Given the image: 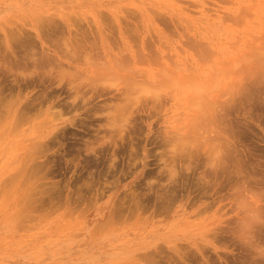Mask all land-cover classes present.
I'll return each mask as SVG.
<instances>
[{"label": "rangeland", "instance_id": "1", "mask_svg": "<svg viewBox=\"0 0 264 264\" xmlns=\"http://www.w3.org/2000/svg\"><path fill=\"white\" fill-rule=\"evenodd\" d=\"M0 69V264H264V0H0Z\"/></svg>", "mask_w": 264, "mask_h": 264}, {"label": "bare ground", "instance_id": "2", "mask_svg": "<svg viewBox=\"0 0 264 264\" xmlns=\"http://www.w3.org/2000/svg\"><path fill=\"white\" fill-rule=\"evenodd\" d=\"M52 22H53V21H52ZM11 32L13 33L12 30H11ZM9 34H10V33H9ZM13 34H14V33H13ZM13 36H14V35H13ZM15 36H16V35H15ZM12 38H13V37H12ZM14 38H15V37H14ZM14 38H13V39H14ZM10 39H11V37H10ZM16 39H17V38H16ZM16 39H15V40H16ZM19 39L21 40V38H19ZM27 39H28V38H27ZM11 40H12V39H11ZM11 40H10V41H11ZM22 40H23V39H22ZM22 40H21V42H22ZM28 40H29V39H28ZM25 41H26V40H25ZM18 42H19V41H17V43H18ZM22 43H23V42H22ZM25 43H26V42H25ZM33 43H35V42H33ZM14 44H15V43H14ZM23 44H24V43H23ZM28 44H30V43H28ZM12 45H13V44H12ZM15 46L17 47L18 44H17V45L15 44ZM15 46H14V47H15ZM20 46H21V45H20ZM22 46H23V45H22ZM26 46H27V45H26ZM29 46L32 47L31 45H29ZM36 46H37V45H36ZM67 46H68V45H67ZM67 46H66V48L69 47L68 50H69V49L71 50V49L73 48L72 46H74V45L71 46L72 48H70V46H68V47H67ZM12 48H13V47H12ZM74 48H76V46H75ZM22 49H23V47H22ZM26 49H27V48H26ZM30 49H31V48H30ZM76 49H78V47H77ZM76 49H74V50L72 49L74 53H75V50H76ZM7 50H8V49H7ZM13 50H14V49H13ZM17 50H18V49H17ZM23 50H24V49H23ZM28 50H29V49H28ZM32 50H33V48H32ZM34 50H35V48H34ZM34 50H33V52H34ZM40 50H41V49H40ZM44 50H45V49H44ZM5 51H6V50H5ZM14 51L16 52V48H15ZM18 51H20V50H18ZM21 51H22V50H21ZM26 51H27V50H26ZM30 51H31V50H30ZM35 51H36V50H35ZM37 51H38V50H37ZM46 51L48 52V50H46ZM46 51H45V53H43V54L49 56V55H48L49 53L47 54ZM8 52H9V51H8ZM39 52H40V51H39ZM65 52H66V53H69V51H65ZM71 52H72V51H71ZM11 53H12V52H11ZM20 53H21V52H20ZM20 53H19L18 55H20ZM24 53H25V52H24ZM41 53H42V52H41ZM59 53H60V52H59ZM16 54H17V53H16ZM25 54H26V53H25ZM3 55H4V54H3ZM6 55H8V53H7ZM6 55H5V56H6ZM10 55H11V54H10ZM10 55H8V56H10ZM13 55H14V54H13ZM13 55H12V56H13ZM31 55H32V53H31ZM31 55L28 56V57L30 58ZM33 55H34V54H33ZM35 55L37 56V53H35ZM44 55H43V57L45 58L46 56H44ZM51 55H52V54H50V56H51ZM53 55H54V54H53ZM16 56H17V55H16ZM22 56H23V55H22ZM22 56H21V57H22ZM24 56H25V55H24ZM36 56L33 57V58L31 57L32 59H31V58H30V59L33 60V59L36 58L35 60H37V58H39V57H36ZM39 56L41 57V54H39ZM13 57H14V56H13ZM13 57H12V58H13ZM55 57H56V56H55ZM1 58H3V57H1ZM8 58H9V57H8ZM10 58H11V57H10ZM10 58H9V60H10ZM18 58H19V57H18ZM22 58H23V57H22ZM26 58H27V57H26ZM41 58H42V57H41ZM41 58H40V59H41ZM44 58H43V59H44ZM14 59H16V58H14ZM14 59H11V60L13 61ZM24 59H25V58H24ZM24 59H23V60H24ZM30 59L27 58V60H30ZM45 59H46V58H45ZM49 59H50V57H49ZM49 59H48V60H49ZM52 59H53V58H51V60H52ZM55 59H57V57H56ZM55 59H54V60H55ZM25 60H26V59H25ZM25 60H24V61H25ZM41 60H42V59H41ZM46 60H47V59H46ZM51 60H49V62H51ZM54 60H53V61H54ZM57 60H58V59H57ZM57 60H55V62H56ZM17 61H18V60L14 61V62H17ZM4 62H5V61H3V63H4ZM10 62H11V61H9V63H6V65L9 64V66H10V65H11ZM32 62H33V63H36L34 60H33ZM37 62H38V61H37ZM43 62H44V61H43ZM57 62H60V61L58 60ZM3 63H2V65H5V63H4V64H3ZM18 63H19V62H18ZM22 63H23V62H22ZM25 63H26V61H25ZM25 63H23V64H25ZM53 63H54V62H53ZM29 64H30V63H29ZM38 64H39V63H38ZM44 64H45V63H43V65H44ZM47 64H48V61H47V63H46L45 66H47ZM49 64H51V63H49ZM56 64H57V63H56ZM2 65H1V67H2ZM6 65H5V67H7ZM18 65H19V64H18ZM20 65H21V63H20ZM31 65H32V64H31ZM51 65H52V64H51ZM58 65H59V64H58ZM16 66H17V65H16ZM16 66H14V67H16ZM21 66H22V65H21ZM24 66H25V65H24ZM24 66H22V67H24ZM27 66H28V65H26V67H27ZM60 66H61V65H60ZM62 66H63V62H62ZM62 66H61V68H62ZM12 67H13V66H12ZM12 67H11V68H12ZM26 67H25V68H26ZM36 67H37V63H36ZM38 67H40L39 69H41V67H44V66H42V62H41V65H39ZM38 67H37V68H38ZM50 67H51V66H50ZM52 67H53V66H52ZM56 67H57V65H56ZM70 67H71V66H70ZM110 67H112V66H110ZM25 68H24V71L26 72V70H28V69L25 70ZM29 68H30V67H29ZM31 68H33V67H31ZM63 68H64V67H63ZM2 69H3V68H2ZM7 69H8V68H7ZM20 69H21V71L19 70V71H18V74H19V72H22V71H23L22 68H20ZM42 69H43V68H42ZM56 69H58V68H56ZM56 69H55V67H54L53 70H56ZM109 69H111V68H109ZM0 70H1V69H0ZM16 70H18V69L16 68V69H15V72H17ZM32 70H36V69H31V71H32ZM45 70H47V69H45ZM49 70H50V69H49ZM59 70H60V73L64 71V69H63L62 71H61V69H59ZM1 71H2V70H1ZM6 71H7V70H6ZM36 71H38V69H37ZM36 71H35V72H36ZM57 71H58V70H56V72H57ZM75 71H76V70H75ZM3 72L5 73L4 69H3ZM9 72H10V71H9ZM9 72H8V73H9ZM15 72H14L13 74H15ZM29 72H30V71H29ZM40 72H42V71L40 70ZM40 72H39V73H40ZM44 72H45V71H44ZM47 72H49V71H47ZM6 73H7V72H6ZM8 73H7V74H8ZM22 73H24V72H22ZM22 73H20V74H22ZM26 73H27V72H26ZM36 73H38V72H36ZM39 73H38V75H39ZM49 73H50V72H49ZM49 73H48V74H49ZM51 73H52V72H51ZM58 73H59V72H58ZM58 73H57V74H58ZM18 74H17V75H18ZM20 74H19V75H20ZM32 74L34 75V73H32ZM45 74H46V73H45ZM57 74H53V75H54V76H55V75L58 76ZM62 74H63V73H62ZM8 75H9V74H8ZM22 75H24V74H22ZM27 75H30V74H27ZM36 75H37V74H36ZM38 75H37V76H38ZM43 75H44V74H42V76H43ZM59 75H60L59 77L61 78V77H62L61 74H59ZM1 76H2V75H1ZM3 76H5V75H3ZM10 76H11V74H10ZM20 76H21V75H20ZM25 76H26V75H25ZM50 76H51V75H50ZM14 77H16V76H14ZM14 77H13V78H14ZM26 77H27V76H26ZM34 77H35V76H34ZM39 77H40V76H39ZM39 77H38V78H39ZM40 78H41V77H40ZM43 78H45V75H44ZM47 78H48V76H47ZM50 78H51V77H50ZM53 78H54V77H53ZM15 79H17V77H16ZM20 79H23V78H20ZM36 79H37V78H36ZM51 79H52V78H51ZM51 79H50V80H51ZM54 79H55V78H54ZM28 80H31V78H29ZM32 80H33V79H32ZM39 80H40V79H39ZM41 80H42V79H41ZM47 80H48V79H47ZM55 80H56V79H55ZM24 81H26V79H25ZM37 81H38V80H37ZM52 81H53V80H51V82H52ZM26 82H27V81H26ZM46 82H47V81H46ZM48 82H49V81H48ZM53 82H54V81H53ZM83 82H84V81H83ZM24 83H25V82H24ZM37 83H38V82H37ZM41 83H42V81H41ZM78 83H79V82H78ZM35 84H36V83H35ZM44 84H45V83H44ZM44 84H43V85H44ZM80 84H81V83H80ZM19 85H20V84H19ZM19 85H18V86H19ZM25 85H27V84H25ZM38 85H39V84H38ZM50 85H51V84H50ZM85 85H86V84H85ZM14 86H15V85H14ZM23 86H24V85H23ZM33 86H34V85H33ZM39 86H40V85H39ZM78 86H79V85H78ZM87 86H88V85H87ZM27 87H29V86H27ZM49 87H50V86H49ZM49 87H48V89H49ZM72 87H73V86H72ZM72 87H71V88H72ZM82 87H83V86H82ZM82 87H81V88H82ZM75 88H76V87H75ZM78 88H79V87H78ZM20 89H21V88H20ZM23 89H26V88L24 87ZM52 89H53V88H52ZM72 89H73V88H72ZM79 89H80V88H79ZM84 89H86V87H84ZM45 90H46V89H45ZM74 91H75V90H74ZM103 91H104V90H103ZM80 92H82L81 89H80ZM81 95H82V94H81ZM82 96H83V95H82ZM120 132H121V131H120ZM215 170H216V169H215ZM239 173H241V172H239ZM241 174H242V173H241ZM255 174H256V173H255ZM248 177H249V176H248ZM249 178H250V177H249ZM251 178H253V176H252ZM244 179H245V178H244ZM254 179H255V178H253V181H254ZM246 180H247V179H246ZM255 180H257V178H256ZM244 181H245V180H244ZM244 181H242V182H244ZM247 182H249V180H248ZM247 182H246V183H247ZM249 183H251V182H249ZM260 184H261V183H260ZM257 238H258V236H257ZM260 238H262L261 235H260ZM255 239H256V237L254 238V240H255ZM251 240H252V239H251ZM256 240H257V239H256ZM258 241H260V240H258ZM253 242H254V241H253ZM251 243H252V242H251ZM254 243H256V241H255ZM261 243L264 244L263 242H261ZM261 243H260V245H262ZM256 245H257V243L255 244V246H256ZM258 245H259V244H258ZM260 245H259V246H260ZM160 246H161V245H159L158 248H159ZM259 246H257V248H258ZM162 247H163V246H162ZM202 247H203V246H202ZM253 247H254V246H253ZM156 248H157V247H156ZM255 248H256V247H255ZM200 249H201V248H200ZM203 249H204V248H203ZM252 249H253V248H252ZM201 250H202V249H201ZM250 250H251V248H250ZM253 250H254V249H253ZM153 251H155V250H153ZM153 251H152V255L155 253V252H153ZM157 251H158V250H157ZM248 251H249V249H248ZM149 252L151 253V251H149ZM159 252H160V253H157V254H159V255L162 254L161 251H159ZM188 252H189V251H188ZM188 252H187V253H188ZM202 252H203V251H202ZM245 252H246V251H245ZM250 252H251V251H250ZM252 252H253V251H252ZM254 252H255V251H254ZM254 252H253V253H254ZM256 252H257V250H256ZM256 252H255V253H256ZM203 253H205V252H203ZM258 253L261 254V252H258ZM141 254H142V253H140L139 256H141ZM168 254H169V253H168ZM188 254H189V253H188ZM195 254H196V253H195ZM240 254H241V253H240ZM251 254H252V253H251ZM260 254H259V255H260ZM263 254H264V253H263ZM263 254L260 255V256H263ZM150 255H151V254H150ZM154 255H155V254H154ZM159 255H157V256H159ZM164 255L167 257L166 254H164ZM247 255H248V254H247ZM257 255H258V254H257ZM165 256H164V258H165ZM184 256H186V255H184ZM192 256H193V254L191 255V257H192ZM142 257H143V256H142ZM148 257H149V260L152 261V259H150L151 256H148ZM161 257H162V256H161ZM187 257L190 258L189 256H187ZM251 257H252V256H251ZM256 257H257V256H256ZM256 257H254V255H253V258L256 259ZM162 258H163V257H162ZM169 258H172V257H171V253H170V257H169ZM188 258H185V259H188ZM207 258H209V257H207ZM239 258H241V257H239ZM246 258H247V257H246ZM253 258H252V259H253ZM259 258H260V257H258L257 259H259ZM146 259H147V257H146ZM146 259H145V260H146ZM157 259H158V258H157ZM165 259H166V258H165ZM173 259H174V258H172V260H173ZM263 259H264V258H263ZM149 260H148V261H149ZM159 260H160V259H159ZM166 260H167V259H166ZM243 260H245V259L243 258ZM248 260H250V258H249ZM261 260H262V259H261ZM149 262H150V261H149ZM162 262H163V259H162ZM164 262H165V260H164ZM166 262H167V261H166ZM168 262H169V261H168ZM170 262H172V261H170ZM193 262H194V261H193ZM234 262H235V261H234ZM245 262H246V261H245ZM249 262H250V261H249ZM153 263H154V262H153ZM190 263H191V262H190ZM241 263H242V262H241ZM246 263H248V262H246ZM156 264H157V263H156ZM162 264H163V263H162ZM167 264H168V263H167ZM180 264H181V263H180ZM239 264H240V263H239ZM243 264H244V263H243ZM249 264H250V263H249Z\"/></svg>", "mask_w": 264, "mask_h": 264}]
</instances>
